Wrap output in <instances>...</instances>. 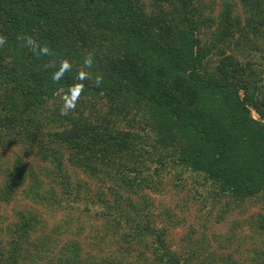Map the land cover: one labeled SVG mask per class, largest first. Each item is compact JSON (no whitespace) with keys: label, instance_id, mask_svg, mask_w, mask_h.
Returning <instances> with one entry per match:
<instances>
[{"label":"trees","instance_id":"1","mask_svg":"<svg viewBox=\"0 0 264 264\" xmlns=\"http://www.w3.org/2000/svg\"><path fill=\"white\" fill-rule=\"evenodd\" d=\"M7 147L48 166L0 159V209L23 191L65 217H0V264H264V215L246 250L239 224L205 236L264 201V0H0ZM167 191L198 211L179 251Z\"/></svg>","mask_w":264,"mask_h":264},{"label":"rangeland","instance_id":"2","mask_svg":"<svg viewBox=\"0 0 264 264\" xmlns=\"http://www.w3.org/2000/svg\"><path fill=\"white\" fill-rule=\"evenodd\" d=\"M16 154H20V156L23 159L24 166H27L28 164H31L34 168L37 166H48V164L45 161H39L35 159L34 157L28 156V157H23V153L20 151L18 147H7L6 149L1 151L0 154V159L2 160L3 164L10 165L13 161V157ZM67 167V166H66ZM68 171L72 176V179H79L81 182L87 181L85 177L78 171V170H73L71 167H68ZM73 181V180H72ZM91 189H94V185L87 181ZM47 180L44 179V186L47 188ZM56 188V186H54ZM149 197L155 201V206L157 209L161 208L160 210L166 211L168 210L169 212L173 213L176 216L175 222L180 221L181 224L177 225L175 228L170 230V233L167 238V243L172 250H181V246L187 247V243L185 241L187 240L184 233L189 232L190 229H193L195 231V236L194 238H198V233L200 232L199 225L197 222L198 219V211L197 208L194 206L186 207L183 205L181 197L175 196L173 193L167 191L164 194L157 195L154 193H150ZM32 208L36 210L37 214L39 215L40 219L45 221L47 225L52 226L53 223H56L58 221H61L63 217H65L64 212H57L53 210H48L45 208H42V206H39L37 204H32L31 201H29L25 196L23 191H19L13 201L10 204H6L2 206L0 209V217L2 221V226L7 225L10 223L12 220H14V215H13V210L14 208H18L21 210H26L29 208ZM156 211V209H154ZM258 214L264 215V201L261 202H256L247 207L246 211L243 213V215H237L235 213L229 215L226 217V219L223 222L217 223L213 220L212 223H210V228L209 230L205 231V236H207V239L210 242L211 248H208V252L215 250L217 247V243L215 242L214 239H210V236L216 235V239L218 240V234H221V239L223 240L224 235L229 232L230 228L233 227L236 224H239L240 227L236 228L238 230V234L240 236H237V239H240L242 237H246V244L241 243L240 244H235L233 245V248L236 249V247L240 250L243 251V248L246 250L250 247V239L252 236L255 235L254 233V224L253 221L255 222ZM253 216L252 219L249 217ZM253 220V221H252ZM86 221L85 218H81L78 220L77 223H82ZM88 224L86 226V231L83 232L82 234L84 235L83 237L85 238V235H87V231L90 227H93L94 224L96 225L97 223H93L88 221ZM83 224V223H82ZM84 225V224H83ZM201 234V233H200ZM242 236V237H241ZM80 237V242H84V238ZM70 238V237H68ZM64 239V236H63ZM206 239V240H207ZM220 239V241H221ZM207 243V241H206ZM86 243H83V249L85 250ZM249 246V247H248ZM230 249H227L224 251L223 254L229 253ZM93 254L95 251H92ZM107 253H110L109 251H106ZM221 252V251H219ZM232 250L231 253L233 254L234 257H236L238 260H243L245 262H248L245 260V257L242 256L240 253L238 254L237 252H234ZM136 258V253L134 255ZM137 259V258H136ZM133 258H129L128 264H134L133 263Z\"/></svg>","mask_w":264,"mask_h":264}]
</instances>
